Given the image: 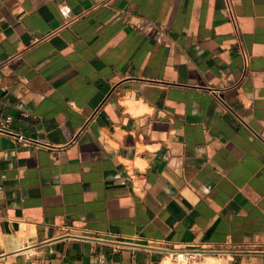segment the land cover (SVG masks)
<instances>
[{
  "label": "crops",
  "instance_id": "obj_1",
  "mask_svg": "<svg viewBox=\"0 0 264 264\" xmlns=\"http://www.w3.org/2000/svg\"><path fill=\"white\" fill-rule=\"evenodd\" d=\"M230 3L0 0V264H264V0Z\"/></svg>",
  "mask_w": 264,
  "mask_h": 264
},
{
  "label": "bare ground",
  "instance_id": "obj_2",
  "mask_svg": "<svg viewBox=\"0 0 264 264\" xmlns=\"http://www.w3.org/2000/svg\"><path fill=\"white\" fill-rule=\"evenodd\" d=\"M198 253H196L197 255ZM194 254L192 253H187V254H183L182 256H176V260L174 262H172L171 258L168 257L166 258V260L164 261V264H197L196 262H188L189 258L188 256L192 257ZM206 263L205 264H221L218 259H216L213 256H207L206 257ZM202 263V262H201Z\"/></svg>",
  "mask_w": 264,
  "mask_h": 264
},
{
  "label": "built area",
  "instance_id": "obj_3",
  "mask_svg": "<svg viewBox=\"0 0 264 264\" xmlns=\"http://www.w3.org/2000/svg\"><path fill=\"white\" fill-rule=\"evenodd\" d=\"M225 1V4H226V8L228 9L229 11V14H230V18L231 20L235 23L236 22V16L234 15V13L232 12V9H231V3H230V0H224ZM19 138L23 139V140H27L26 138L22 137L19 135ZM189 252L187 251H176L175 252V256H182L183 254H187Z\"/></svg>",
  "mask_w": 264,
  "mask_h": 264
},
{
  "label": "rangeland",
  "instance_id": "obj_4",
  "mask_svg": "<svg viewBox=\"0 0 264 264\" xmlns=\"http://www.w3.org/2000/svg\"><path fill=\"white\" fill-rule=\"evenodd\" d=\"M207 256H215V257L219 258V256H217V255H212V254H207V253L206 254H202V255L194 254L192 257L188 256V258H189L188 262H196L197 264H205Z\"/></svg>",
  "mask_w": 264,
  "mask_h": 264
}]
</instances>
